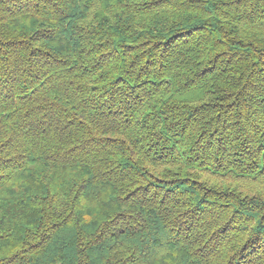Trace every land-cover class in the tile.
<instances>
[{"label": "trees", "instance_id": "obj_1", "mask_svg": "<svg viewBox=\"0 0 264 264\" xmlns=\"http://www.w3.org/2000/svg\"><path fill=\"white\" fill-rule=\"evenodd\" d=\"M0 264H264V0H0Z\"/></svg>", "mask_w": 264, "mask_h": 264}]
</instances>
